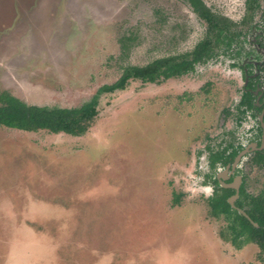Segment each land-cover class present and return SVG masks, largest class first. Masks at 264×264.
Instances as JSON below:
<instances>
[{
    "label": "rangeland",
    "instance_id": "374dc122",
    "mask_svg": "<svg viewBox=\"0 0 264 264\" xmlns=\"http://www.w3.org/2000/svg\"><path fill=\"white\" fill-rule=\"evenodd\" d=\"M204 1L236 22L246 11L245 0ZM205 31L184 0H0V89L78 107L123 66L189 52ZM231 62L219 53L187 75L102 93L81 136L1 127L0 264H261L253 244L230 256L189 182L207 137L235 126Z\"/></svg>",
    "mask_w": 264,
    "mask_h": 264
},
{
    "label": "trees",
    "instance_id": "16d2710c",
    "mask_svg": "<svg viewBox=\"0 0 264 264\" xmlns=\"http://www.w3.org/2000/svg\"><path fill=\"white\" fill-rule=\"evenodd\" d=\"M188 2L193 12L205 24V36L189 52L155 58L145 65H126L118 80L112 84L100 87L98 92L87 102L78 107H57L29 104L13 95L7 90L0 89V128L7 127L28 132L45 130L51 133H66L81 136L88 131L94 123L99 110V96L102 93H112L124 90L130 82L138 80L143 83H159L173 77H181L194 71L196 65L216 57L219 53L227 54L231 58L241 57L245 49L247 35L251 29L261 0H245L246 11L241 21L236 22L231 18L214 11L204 0H184ZM262 34L258 35L257 42L264 47V9L260 19L256 22ZM131 37L122 35L119 38L122 55L126 57L132 47ZM258 77L260 85L264 88V63L260 68ZM253 86L252 83L249 87ZM254 96L245 92L242 103L252 108ZM229 147H225L213 154L212 161L223 157ZM237 150L229 152L230 161ZM253 165L264 168V150L258 151L253 156ZM231 190L222 188V193L213 197L209 204L211 214L220 217L221 214L229 221V235L233 241L243 236L252 240L259 247L258 257L264 264V210L257 205H252L249 214L257 221L260 227L256 228L244 216L236 212L226 201ZM182 192L172 191V206L181 203Z\"/></svg>",
    "mask_w": 264,
    "mask_h": 264
},
{
    "label": "flooded vegetation",
    "instance_id": "af4514ba",
    "mask_svg": "<svg viewBox=\"0 0 264 264\" xmlns=\"http://www.w3.org/2000/svg\"><path fill=\"white\" fill-rule=\"evenodd\" d=\"M263 9L264 0H261L258 15L247 35L245 49L242 51L243 55L241 57L231 58L227 54H224L232 60L230 66L240 70L242 81L240 82V96L238 100H236L235 105L232 108L224 109L227 122L232 121L235 126L231 127V129L225 128L220 136L214 138L210 136L207 137L204 148L199 152L198 166H196L194 173L189 177V182L192 184V191L202 197L209 208L210 216H213L210 212V200L220 195L222 193V188L231 190L226 197V201L233 210L244 216L256 228L260 227V225L251 217L249 211L252 205H257L264 210V185H259L257 191H251L248 189V180L252 179L254 173H260L263 177L260 178V182L264 184V168H260L252 163L253 156L256 152L264 150V147H262L264 146V115L263 120L260 119L264 110V88L258 81V77L261 73L260 68L264 63V47L257 42V37L262 34V32L260 31V26L256 23L259 21ZM251 83L253 86L249 87ZM245 92H251L254 96L251 109L247 107V104L242 103ZM252 118L256 120V124L252 127H246L245 123L248 119L250 120ZM225 147H229L228 151L219 159L214 156L216 160L213 162V154ZM233 149L237 150L236 154L230 161L224 163L225 160L229 159L228 154ZM242 152L244 153L240 156L233 173H230L233 163ZM227 166H229L228 170H226ZM238 177H240L241 180L239 192L236 196L235 189L226 186L231 184L234 179ZM233 196H236L234 199V206L229 202V199ZM213 218L221 220L222 225L218 232V236L221 239L219 240L225 244H229L230 247L234 249L233 253L230 252L231 257L233 256L240 259L241 257L238 255V251L252 246L253 244L258 249L257 260L261 262L258 257L259 247L257 243L252 240H246L243 236L233 241L232 237L229 235V221L225 216L221 214L220 217L213 216Z\"/></svg>",
    "mask_w": 264,
    "mask_h": 264
},
{
    "label": "water",
    "instance_id": "95a60500",
    "mask_svg": "<svg viewBox=\"0 0 264 264\" xmlns=\"http://www.w3.org/2000/svg\"><path fill=\"white\" fill-rule=\"evenodd\" d=\"M263 115H264V110H263V112H262V114H261V116H260V119H261V120H263ZM263 127H264V123H263ZM262 147H264V146H262ZM243 153H244V152H242L241 154H239V155L237 156L235 162H234L233 165H232V169H231L230 173H233V171H234V169H235V167H236V165H237V163H238V161H239V158H240V156H241ZM228 169H229V166H227L226 170H228ZM240 180H241L240 177L235 178L234 181H233L231 184H228V185L226 186V187H229V188H233V189H235V191H236V196H237V194H238V192H239ZM236 196H233L231 199H229V202H230V204H231L232 206H234V199H235Z\"/></svg>",
    "mask_w": 264,
    "mask_h": 264
}]
</instances>
